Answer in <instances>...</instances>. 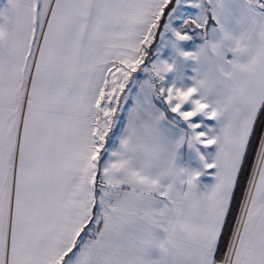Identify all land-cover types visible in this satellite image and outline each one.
<instances>
[{
    "label": "snow or ice",
    "instance_id": "snow-or-ice-1",
    "mask_svg": "<svg viewBox=\"0 0 264 264\" xmlns=\"http://www.w3.org/2000/svg\"><path fill=\"white\" fill-rule=\"evenodd\" d=\"M0 264H264V0H0Z\"/></svg>",
    "mask_w": 264,
    "mask_h": 264
}]
</instances>
